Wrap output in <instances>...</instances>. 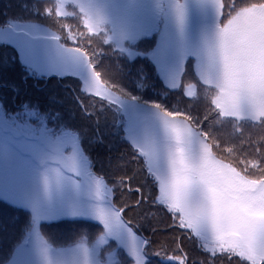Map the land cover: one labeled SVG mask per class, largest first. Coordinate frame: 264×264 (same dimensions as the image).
Masks as SVG:
<instances>
[{
	"label": "rangeland",
	"instance_id": "rangeland-1",
	"mask_svg": "<svg viewBox=\"0 0 264 264\" xmlns=\"http://www.w3.org/2000/svg\"><path fill=\"white\" fill-rule=\"evenodd\" d=\"M21 1L27 4L11 7L8 1L0 6V45L13 47L28 85L34 77L70 76L69 81L80 84V92L101 98L113 116L107 124L98 119L107 146L102 156L108 147L117 154L104 131L120 137L121 129L138 155L131 156L127 149L134 161L121 158L119 166H109V160L100 157L95 176L75 133L50 129L25 107L6 114L0 103V199L29 211L33 219L27 243L15 250L8 264H115V253L107 252L105 262H100L96 252L108 238L135 264H144L149 231L166 227L194 237L209 254L227 253L250 264L263 263L264 180L248 178L214 157L224 150L213 145L214 150L187 122L102 87L84 56L62 48L48 25L3 19L8 12L37 8ZM60 1L62 10L69 5L76 8L68 17L74 19L80 12L91 31L110 24L117 44L136 42L141 51L150 45V63L163 86L188 85L183 87L189 98L195 93L193 82L209 86L217 90L211 102L221 117L264 119V7L238 13L232 2L224 11L226 0ZM235 1L241 10L252 2ZM53 10L57 16L58 9ZM225 13L233 15L222 24ZM190 62L193 71L186 67ZM6 90L0 84V100ZM132 172L134 178L128 180ZM138 188L145 202L139 205ZM143 215L148 223L139 219ZM80 219L105 228L106 235L94 250L80 246L55 251L41 236L39 227L44 223ZM179 253L180 258L171 262L185 259L180 247Z\"/></svg>",
	"mask_w": 264,
	"mask_h": 264
},
{
	"label": "trees",
	"instance_id": "trees-1",
	"mask_svg": "<svg viewBox=\"0 0 264 264\" xmlns=\"http://www.w3.org/2000/svg\"><path fill=\"white\" fill-rule=\"evenodd\" d=\"M8 1L11 2V7L12 3L27 4L21 0H0V6H7ZM224 2V11L230 7L228 3L232 2L238 13L252 7H264V0H252L245 10H241L235 0ZM28 5L37 8L24 12H8L2 16L3 19L20 18L22 22L28 20L48 25L62 47L75 49L84 56L102 87L117 92L126 100L154 107L173 119L187 122L214 150L216 149L213 145L224 150L216 151V155L211 152L214 157L227 163L240 174L243 171L248 178L255 181L264 180V119L252 122L221 117L211 102L217 96L215 93L217 90L209 86L193 82L195 93L192 98L186 95L183 87L188 85H180L176 89L163 86L152 62L150 63V45L146 44V50L141 51L136 42L131 43L128 40L120 44L113 42L112 28L107 23H102L91 31L82 22L80 12L75 14L74 19L68 17L73 9L76 10L71 5L65 10H62L60 0H28ZM53 9H58V20ZM232 15L225 13L223 15L225 18L220 20L221 23L224 24ZM13 58L15 61L10 64L9 61ZM193 64L190 62L186 66H189V71H193L191 68ZM1 67L5 71H0V84L7 90L0 103L6 114L25 107L44 119L50 129H64L75 133L81 149L91 162V170L95 176H98L95 174V167L100 157H103L102 161L108 159L109 166L121 165L123 163L121 158L129 163L134 161L128 158L127 149L132 152L131 156L138 155L137 151L127 143L122 129L120 137L110 135L109 130L104 131L108 137L106 142L114 145V152L117 154H113L108 147L102 156L101 150L107 146L98 126V119L107 124L113 116L101 98L80 92V84L75 80L69 81L70 76L61 77L59 80L50 77L47 82L45 78L34 80L30 78L32 83L28 85L24 69L19 65L13 47L0 45ZM51 81L53 84L49 87ZM202 101L205 104H202ZM223 123L226 125L224 128L221 127ZM131 178H134V172L130 173L128 180ZM142 194L143 191L138 188L141 200L137 205L144 202ZM139 219L149 222L145 215ZM6 227L12 231L6 230ZM32 227L33 219L29 211L0 199V264H8L15 250L27 243ZM39 228L46 243L57 250L80 246L91 250L105 235L101 225L82 219L44 223ZM171 229L153 228L149 231L147 236L149 239L144 247V264H184L182 259L171 262L175 257L180 258L179 247L187 258V264H250L240 257L227 253L211 255L200 249L194 237L183 236L180 232L172 233ZM158 233L161 235L156 236ZM107 252L115 253L117 259L115 264H134L115 241H107L98 250L100 262H105L102 259L106 258Z\"/></svg>",
	"mask_w": 264,
	"mask_h": 264
}]
</instances>
